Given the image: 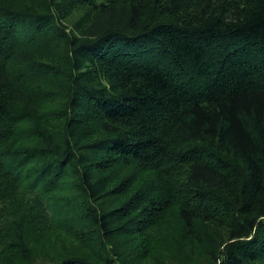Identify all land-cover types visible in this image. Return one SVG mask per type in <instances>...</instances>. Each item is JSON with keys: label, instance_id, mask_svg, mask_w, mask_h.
Returning <instances> with one entry per match:
<instances>
[{"label": "trees", "instance_id": "obj_1", "mask_svg": "<svg viewBox=\"0 0 264 264\" xmlns=\"http://www.w3.org/2000/svg\"><path fill=\"white\" fill-rule=\"evenodd\" d=\"M169 244L264 264V0H0V264Z\"/></svg>", "mask_w": 264, "mask_h": 264}, {"label": "rangeland", "instance_id": "obj_2", "mask_svg": "<svg viewBox=\"0 0 264 264\" xmlns=\"http://www.w3.org/2000/svg\"><path fill=\"white\" fill-rule=\"evenodd\" d=\"M64 5L66 7L64 9V14L61 13V15H63L61 17L62 18L61 23L69 31L73 30L74 27L79 22H81V24L83 26H85L90 21L91 16H93V14L90 11L89 6L78 5L75 3H73V5H69L68 3H65ZM173 226H176V229H177L175 231L176 238H177V242H175V243H177V246L179 244V239H180L183 242L184 247H186L187 249H190V250H186V251L184 249L185 253H190L191 255L195 256V258H197L198 256H202L198 247H196V246L193 247L192 245H190V243H187V241L183 237H181L182 228L180 230V227L178 228L177 224L176 225L174 224ZM159 233L162 234V232H159ZM157 234H158V232H157ZM178 236H180V237L178 238ZM63 240L65 241V247L64 248L60 247L59 249H57L58 251L56 250L57 251L56 254H58L59 252H62L63 250H68L71 246L72 247L70 250H76L77 253H78V251L85 252V249L83 248L82 245H80L79 243H76L74 241H71L69 239V237H66ZM156 242H157V240H156ZM177 246H173L172 244H169V245L164 247L163 252H159V253H158L157 249H154L155 251L151 252L149 254V256L144 255L141 260H139L135 263L133 262L131 264H175V262L167 261L168 260L167 255L170 256L172 250L175 252L177 250ZM54 248H58V246L55 245ZM54 248L53 247H51V248L47 247L45 250V254H49V257H46L45 260H43V261L38 260L35 262V264H53L54 259L56 258L55 257L56 254L53 253ZM123 255H125V254H123ZM126 257L128 258V257H130V255L127 254ZM170 258L171 259H169V260L174 259L172 256Z\"/></svg>", "mask_w": 264, "mask_h": 264}]
</instances>
